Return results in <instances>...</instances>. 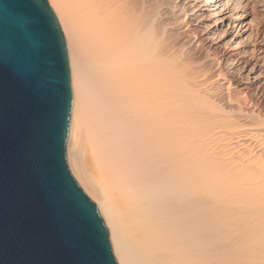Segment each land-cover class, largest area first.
I'll list each match as a JSON object with an SVG mask.
<instances>
[{
    "label": "bare ground",
    "instance_id": "obj_1",
    "mask_svg": "<svg viewBox=\"0 0 264 264\" xmlns=\"http://www.w3.org/2000/svg\"><path fill=\"white\" fill-rule=\"evenodd\" d=\"M47 1L118 264H264V0Z\"/></svg>",
    "mask_w": 264,
    "mask_h": 264
},
{
    "label": "water",
    "instance_id": "obj_2",
    "mask_svg": "<svg viewBox=\"0 0 264 264\" xmlns=\"http://www.w3.org/2000/svg\"><path fill=\"white\" fill-rule=\"evenodd\" d=\"M67 48L47 0H0V264H118L72 176Z\"/></svg>",
    "mask_w": 264,
    "mask_h": 264
},
{
    "label": "rangeland",
    "instance_id": "obj_3",
    "mask_svg": "<svg viewBox=\"0 0 264 264\" xmlns=\"http://www.w3.org/2000/svg\"><path fill=\"white\" fill-rule=\"evenodd\" d=\"M66 159H67V157H66ZM67 165H68V162H67ZM68 168H69V170H70V172H71V174H72V176L74 177V179L77 181V179L75 178V176L73 175V173H72V171H71V169H70V167H69V165H68ZM77 183L79 184V182L77 181ZM79 186L83 189V187L79 184ZM83 191L85 192V194L97 205V203L95 202V200L94 199H92L87 193H86V191L83 189ZM97 209H98V207H97ZM98 212H99V210H98ZM99 214H100V212H99ZM100 216H101V214H100ZM102 217V216H101ZM103 218V217H102ZM115 257V256H114ZM116 259V258H115ZM117 261V260H116ZM118 263V262H117Z\"/></svg>",
    "mask_w": 264,
    "mask_h": 264
}]
</instances>
